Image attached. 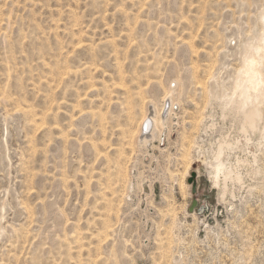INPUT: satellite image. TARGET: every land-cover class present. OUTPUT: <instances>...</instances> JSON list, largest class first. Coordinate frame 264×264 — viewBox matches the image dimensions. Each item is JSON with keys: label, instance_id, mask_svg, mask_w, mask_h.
Returning a JSON list of instances; mask_svg holds the SVG:
<instances>
[{"label": "rangeland", "instance_id": "rangeland-1", "mask_svg": "<svg viewBox=\"0 0 264 264\" xmlns=\"http://www.w3.org/2000/svg\"><path fill=\"white\" fill-rule=\"evenodd\" d=\"M262 34L264 0H0V264H264V97L227 190L206 170Z\"/></svg>", "mask_w": 264, "mask_h": 264}, {"label": "bare ground", "instance_id": "bare-ground-1", "mask_svg": "<svg viewBox=\"0 0 264 264\" xmlns=\"http://www.w3.org/2000/svg\"><path fill=\"white\" fill-rule=\"evenodd\" d=\"M259 42L261 43V41ZM259 51L260 50L258 47L255 48V52L252 53L251 56L247 59L248 63H247L246 70L243 72V74H242L243 70L241 71L242 76L240 79L239 88H241V97L243 99V102L245 101L244 105L247 106L248 101L250 99L251 100L254 99V102H252L253 104L251 103L250 110L248 112H245V120L243 122V127H242V136L236 143L229 142L227 138L220 140L218 147L215 150H213L211 160L209 162L205 161L207 165V166L205 165L207 173L209 177L211 178L213 184L216 187H220L221 185H223L225 191L228 188V179L232 178L233 176V169L229 163L231 161L230 160L231 152L236 149H244L246 145H248V141H249L247 137L248 129L254 128L256 126L257 118L260 116V113H261V109H260L258 102L260 101L261 96L264 97V86L262 89H259L260 87L259 84L261 83L263 84L264 81L262 82V79H264L263 77L264 75L263 76L261 75V72L259 71V68L257 66V61L260 62V64L261 62H263L262 61L263 58H261L262 56ZM261 71L263 72V70ZM238 75H239V72H238ZM234 98L232 99L231 103L233 102ZM167 100H169V104L166 109V107L164 106ZM177 102L181 103L177 99V96L174 93L171 94V92L168 91L163 107L162 108L160 107L161 109L158 108L159 106L157 102L152 103L153 105L149 107L148 113L147 114L145 113L146 115L144 116L142 123L140 125L139 136H138V140L140 144L147 146V144H152L157 139L161 141L165 128H168L167 129L168 137H170V135L172 134L173 124H175L173 117L177 115V112H176L177 110L175 111V108H176L175 104ZM146 151L148 150L146 149ZM191 214L195 215V212Z\"/></svg>", "mask_w": 264, "mask_h": 264}, {"label": "water", "instance_id": "water-1", "mask_svg": "<svg viewBox=\"0 0 264 264\" xmlns=\"http://www.w3.org/2000/svg\"><path fill=\"white\" fill-rule=\"evenodd\" d=\"M196 172H193L192 175H191V178L189 179V183L192 184L193 188H192V192L193 194L196 195V192H197V183H196ZM198 206V199L197 197L195 196V198L193 199L192 201V204L190 206V212H194L196 207Z\"/></svg>", "mask_w": 264, "mask_h": 264}, {"label": "built area", "instance_id": "built-area-1", "mask_svg": "<svg viewBox=\"0 0 264 264\" xmlns=\"http://www.w3.org/2000/svg\"><path fill=\"white\" fill-rule=\"evenodd\" d=\"M196 183H197V180H196ZM196 197L198 199V206L196 207L194 212H195V214L198 213V212L199 213H204L207 209H209V207L203 203L202 199L199 197L197 192H196Z\"/></svg>", "mask_w": 264, "mask_h": 264}]
</instances>
